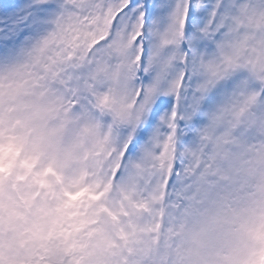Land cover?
I'll return each instance as SVG.
<instances>
[{"label": "snow or ice", "instance_id": "snow-or-ice-1", "mask_svg": "<svg viewBox=\"0 0 264 264\" xmlns=\"http://www.w3.org/2000/svg\"><path fill=\"white\" fill-rule=\"evenodd\" d=\"M0 264H264V0H0Z\"/></svg>", "mask_w": 264, "mask_h": 264}]
</instances>
